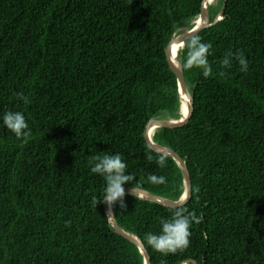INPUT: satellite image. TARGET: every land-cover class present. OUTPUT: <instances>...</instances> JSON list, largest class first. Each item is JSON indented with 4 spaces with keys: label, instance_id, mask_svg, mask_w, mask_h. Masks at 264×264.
Wrapping results in <instances>:
<instances>
[{
    "label": "trees",
    "instance_id": "16d2710c",
    "mask_svg": "<svg viewBox=\"0 0 264 264\" xmlns=\"http://www.w3.org/2000/svg\"><path fill=\"white\" fill-rule=\"evenodd\" d=\"M202 1L0 0V118L23 112L32 132L17 139L0 119V264H143L95 205L105 183L91 162L119 153L140 189L181 198V169L143 133L150 119L181 117L165 51L195 26ZM222 3L209 5L210 21ZM195 37L211 45L212 71L183 67L186 41L177 62L192 116L152 136L187 163L192 192L183 207L202 218L190 247L163 256L146 243L179 208L126 195L113 214L151 264H264V0H227L223 19ZM237 53L246 72L235 59L223 63Z\"/></svg>",
    "mask_w": 264,
    "mask_h": 264
},
{
    "label": "clouds",
    "instance_id": "9594fccd",
    "mask_svg": "<svg viewBox=\"0 0 264 264\" xmlns=\"http://www.w3.org/2000/svg\"><path fill=\"white\" fill-rule=\"evenodd\" d=\"M210 44L202 43L199 37H193L187 44L186 58L183 60L185 69L202 68L203 74L208 76L212 69L208 61L210 54ZM232 59L238 61L240 70H248V62L243 53H237L234 57L227 58L223 61L226 67H230ZM18 99L27 103V98L23 94H18ZM2 122L4 127L15 135L17 139H26L31 136V128L26 121L25 115L20 111H6L3 113ZM160 167H166L165 159L162 157L157 161ZM91 173L98 174L104 181L102 201L94 198L95 205L106 203L109 207V217L113 218L112 212L117 205L124 208L126 189L125 185H131V192L137 196L141 185L137 182L135 175L129 173L128 165L124 157L119 154L101 155L93 158L91 162ZM151 183L163 185L166 183L164 176L150 175L148 177ZM136 185L135 187L133 185ZM178 205H183L179 203ZM201 217L196 212L189 211L186 207L174 211L170 218L160 220V230L158 234H146V243L155 252L168 256L184 252L190 247L191 229L194 224L201 223Z\"/></svg>",
    "mask_w": 264,
    "mask_h": 264
},
{
    "label": "water",
    "instance_id": "95a60500",
    "mask_svg": "<svg viewBox=\"0 0 264 264\" xmlns=\"http://www.w3.org/2000/svg\"><path fill=\"white\" fill-rule=\"evenodd\" d=\"M210 1L212 0L202 1L201 12L198 16V19H200L202 23H198V21H196L195 26L192 29L187 30L179 34L178 36L173 37L170 40L166 48V51H165L168 67L172 75L175 77L177 81L178 95L181 101L180 119L178 120H159V119H154V118L150 119L143 133L145 143L153 152L163 155L165 157H171L181 169L182 175H183V184H184L183 194L178 201H172L170 199H167V198H164L158 195H154L143 189H140L137 196H135V194L131 192V188H125L126 195L139 197L143 200L160 204L169 209L181 208L189 202L190 197H191V192H192L191 178H190L188 166L185 160L181 158L175 151L154 143L152 141V136L157 129L176 130V129L183 128L185 125L188 124L192 116L194 99L186 85L182 69L180 68L179 64L178 65L175 64L177 55H176V52L175 54L173 53V46L177 45V46H181L182 48L186 41L195 37L201 31L212 27L217 22L223 19L227 0H223L220 11L217 13V15L213 18L212 21L209 20L208 11H207ZM186 99L188 100V102L186 101ZM183 102L187 104L186 113H183ZM179 203H182L183 205H178ZM103 207H104L105 214L108 218L109 217V207L106 203H103ZM112 215H113V218H108V220H109L110 225L115 230V232L118 235H120L122 238L134 244L139 249L140 253L143 256V264H151L150 255L145 245L143 244V242L137 236L127 233L126 231L121 229L116 222L113 212H112ZM182 264H190V263L187 261ZM193 264H196V263L193 262Z\"/></svg>",
    "mask_w": 264,
    "mask_h": 264
},
{
    "label": "bare ground",
    "instance_id": "6f19581e",
    "mask_svg": "<svg viewBox=\"0 0 264 264\" xmlns=\"http://www.w3.org/2000/svg\"><path fill=\"white\" fill-rule=\"evenodd\" d=\"M215 0H212L210 1L209 5L213 4ZM196 21H198V23H202V21H200V19H196ZM181 49V46H177V45H174L173 46V53L175 54L176 52V55H178V51ZM175 64L178 65V62H177V58L175 60ZM186 101L188 102V100L186 99ZM186 110H187V104L185 102H183V113H186Z\"/></svg>",
    "mask_w": 264,
    "mask_h": 264
},
{
    "label": "rangeland",
    "instance_id": "374dc122",
    "mask_svg": "<svg viewBox=\"0 0 264 264\" xmlns=\"http://www.w3.org/2000/svg\"><path fill=\"white\" fill-rule=\"evenodd\" d=\"M209 7V6H208ZM208 9V8H207Z\"/></svg>",
    "mask_w": 264,
    "mask_h": 264
}]
</instances>
